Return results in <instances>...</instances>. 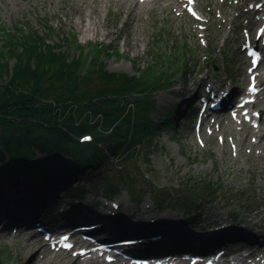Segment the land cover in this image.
<instances>
[{
    "label": "rangeland",
    "instance_id": "374dc122",
    "mask_svg": "<svg viewBox=\"0 0 264 264\" xmlns=\"http://www.w3.org/2000/svg\"><path fill=\"white\" fill-rule=\"evenodd\" d=\"M81 1L0 0V48L3 39L2 34L23 35L36 31L44 42L50 44V47L46 48L45 51L55 53V55L61 54V57L64 56L65 62L71 70L76 66L75 76L83 77L85 85L93 92L101 86L103 83L102 78L107 75L122 79L127 75L136 76L142 73L143 68L148 64L149 76L147 78L152 81L153 77L150 74L155 72V74H158L156 79L161 82L154 86L156 88L151 93L145 91L143 94L136 92L133 95L138 98L135 108H139L140 103L144 101H150L147 110H149V115L154 124L148 131H145V128L135 129V132L139 133L140 136H134V138L142 139L143 146H140L137 154L139 157L133 161V167L129 166L127 168L130 173L132 172L131 180L135 182V185H133L135 191H140L141 195L145 190L153 192L146 205L148 211L152 213L157 211L155 198L157 193L162 196L175 195L177 197L176 194H172V191L175 193L189 192L194 197L191 199L193 206L190 207H197V211L213 208L216 218L221 221L229 220V216L236 214L235 219L248 218L247 220L251 222L254 229H257L256 225L258 224L263 225L257 220L264 216V206H262L264 203V163H259L251 155L252 151L247 152L250 147L247 142L248 137L243 138L245 145L242 146L241 153L228 152L226 147H214L216 144L213 139L208 146L201 147L190 137L188 124L181 128L176 126L175 122L177 120L174 121L176 112L171 117H165L167 112L172 109V105L178 101L176 98L181 87L188 85V77L192 76L197 68L204 71L208 65L212 64L218 66L216 71L219 73H223V70L227 68L231 70L229 74L235 75L237 79L242 78L243 70L236 69L239 68L238 61H241V57L238 58L237 54H232L231 42L225 43V46L221 45L228 31L227 24L218 26V22H215L216 25H209L205 29V34L208 35L202 41L199 39L200 44L185 32L184 28L189 25V22L185 18L177 17L176 14L163 19L162 16L166 13V10L159 12L158 9L157 11L153 10V13L149 16L141 12L137 18L135 13L132 12L128 16L123 14L124 18L122 19L123 21L126 19L127 23L122 26V20H120L115 10L116 6L111 5L108 11L106 9L103 12L102 22L105 23V26L101 27V31L109 28L113 32L107 35L102 33L96 35L93 31H89L84 36L83 31L74 22L75 12H77V6ZM159 6L160 4L157 5V7ZM162 31H166L169 37L184 32L188 48L194 47V43L197 44L200 51L196 52L194 62L188 63L187 59L183 58L182 62L178 64L175 61L178 55H172V51L177 47L170 43L171 39L162 41L158 38L159 33ZM227 34L230 38L235 39L236 45L240 43L241 35L238 36V33H232V31ZM207 36L212 42L210 46L203 41H206ZM127 38L134 40V44L124 45L123 41ZM150 48L152 50L148 51ZM69 55L73 56L71 62L69 61L70 58H67ZM179 57L181 58V55ZM5 59L8 60L9 67H11L16 57L0 51V62ZM155 70H159V72ZM110 72L114 73L111 74ZM170 83L173 85L169 86ZM115 84H120V81H115ZM80 92H85V90L82 88ZM124 92L122 90L119 94L121 99L130 101L128 92ZM116 99L117 102H121L118 98ZM120 106L119 112L128 110V103L120 104ZM93 112L97 113L94 110ZM85 117L100 120L102 118V116L90 112L81 113V119ZM142 118H144V114L138 113L136 122H140ZM170 120L174 121V124ZM12 121L17 132L31 137L28 138L29 141L42 133L50 142L42 150L29 142L25 147L26 160L37 166L56 169L58 172L63 168L73 167L74 163L77 166V158L71 156L68 151V142H70L68 136L61 134V137L56 138L55 136L59 135L55 133L54 136L52 129L49 132H42L35 124L23 121L18 116L12 118ZM88 123L90 122L88 121ZM126 125L127 120L121 118L120 132L114 137L99 132L98 138L104 141L102 144H98L101 152L104 151V145L112 146L116 151L120 150L118 144L125 135ZM7 127H11V125H7ZM91 130L96 132L98 129ZM227 133L235 135L231 130ZM121 135H123L122 138ZM55 144L58 146L57 150ZM2 156L0 171L2 175H6L8 171L14 169L13 163L6 153ZM114 158H110L105 154L104 166L93 172V175L88 176V178L84 177L82 181L94 183L96 187L95 181L101 182L105 193H108L104 189L107 184L117 187V193L113 197H120L124 193L123 190L125 188L129 189V187L120 184V176L116 177V174H114L113 169L123 168L120 157L115 158L119 160L117 162ZM21 162L24 167L25 161L21 159ZM90 178L91 180H88ZM145 182L148 186L145 185ZM147 182H150L151 185ZM202 184H204L203 187H201ZM3 185H9L12 189L18 186L3 181L0 184V190H3ZM195 185L200 186L201 191L197 192L195 188L193 189ZM87 191H97L101 195L98 188ZM194 193L198 197L193 196ZM125 200H127V195ZM255 201H257L256 207L252 209ZM209 204L211 206L207 207ZM161 211L176 213V209L168 206L161 209ZM192 214L191 211L188 215L192 216ZM10 234L0 231V264H69L70 262L69 258L64 259L61 256L40 259L39 253H41V250L36 249L37 247L24 250L25 240L23 235ZM27 253L30 255L27 256ZM29 257L31 261L27 262Z\"/></svg>",
    "mask_w": 264,
    "mask_h": 264
},
{
    "label": "trees",
    "instance_id": "16d2710c",
    "mask_svg": "<svg viewBox=\"0 0 264 264\" xmlns=\"http://www.w3.org/2000/svg\"><path fill=\"white\" fill-rule=\"evenodd\" d=\"M1 37L3 39L0 51L16 57L11 67H9L6 59L0 62V124L2 125L12 124L11 119L14 116H20L23 121H26V117L30 116L50 121L53 119L50 116L51 108L47 103L42 102L48 99L57 102L68 99L85 100L84 103H80L81 107L92 108L95 111L102 112L107 118L114 116L113 118L116 119L121 116L122 112H119L121 106L116 98H110L109 95L112 97L120 96L119 94L124 90L132 97L133 93L153 90L154 85L159 82L154 76L155 72L150 74L153 77L152 81L147 78L149 76V65H147L139 77L127 75L122 79L107 75L102 78L103 83L96 89L97 93L95 95L89 94L90 96H87L83 94L79 96L80 80L79 77L75 76L77 67L74 66L71 70L66 64L64 56L61 57V54L55 55V53L46 52L45 50L50 47V44L44 42L36 31L23 35L2 34ZM117 80L120 81V84H115ZM121 100L119 99V101ZM142 107L140 110L144 112L147 103L144 102ZM129 118L128 120H130ZM142 123L144 126H149L150 121L146 117ZM66 124L72 127L70 118L66 119ZM36 125L40 124L36 123ZM86 126L88 125H78L76 128L78 130L79 127ZM54 131L61 136L60 128ZM0 138L9 139L12 142V147H9L5 142L2 146L13 157V163L15 164V169L13 172L8 173V178L16 180L20 172L26 179L29 175V180H27L31 184L38 176L49 174V171L44 167L36 168L28 162L24 170L21 171L17 164L18 157L25 158V155H27L23 144H29L30 142L44 148V143L49 144V142H46L47 140L32 138L27 142V137L11 131L1 132ZM1 154L0 150V156ZM94 160H97V158L94 157Z\"/></svg>",
    "mask_w": 264,
    "mask_h": 264
},
{
    "label": "bare ground",
    "instance_id": "6f19581e",
    "mask_svg": "<svg viewBox=\"0 0 264 264\" xmlns=\"http://www.w3.org/2000/svg\"><path fill=\"white\" fill-rule=\"evenodd\" d=\"M155 2V1H152ZM111 5L116 6L115 10L119 15L120 20H122L121 24L122 26H125V24L127 23V20L125 19V21H123L122 18H124L123 14H127L130 7L134 6V8H138V5L136 3V1L134 0H82L81 3H79V6H77V12H75V21L71 18L72 21L76 22L77 26L83 31L82 33H84L83 35L85 36L87 33H89V31H93L94 34L98 35L99 33H102L104 35L110 34L113 31L110 30L109 28H106L105 31H101V27L105 26V23L102 22V16H103V12L104 10L109 9V7ZM146 9H149V6L146 5ZM123 44L126 46H129L131 44H134V40H129L124 39ZM80 81L84 82V78L83 77H79L78 78ZM87 96H90L89 94H86ZM54 108H56V106H54ZM40 150L43 149V147H39ZM22 179L24 180V185L25 186H29V175H27V179L25 178V176L22 177ZM8 191V192H7ZM6 192L4 190H0V193H3L0 197V215H4V217H6V211L8 210L7 207L14 205L18 202H20V206L18 207L23 216L25 218H28L29 216V211H27L23 204L32 208L33 204L30 201V194L28 191H23L22 190H18L15 194L14 193H10L9 190H7ZM23 195L24 197V201H20V197ZM92 199L94 196H91ZM90 199V200H92ZM90 200H86V201H90ZM103 202V201H102ZM102 202L99 204L100 207H102ZM38 205H46V203L44 201H41V203H39ZM66 207H68V204H66ZM104 210H107L108 212L99 210V211H87L85 210L84 207H82L80 209V213L82 214H88L89 216L96 218V219H100L103 221H109L110 223H115L118 222L119 224L122 223H128L131 224L129 226H127L125 224V226L129 229L133 228L136 226L137 223H134L133 221H129L131 218L135 217L134 219L137 220L140 224V228L145 229L144 226V218H139L137 216H132L131 214V206L127 205L124 207V215L121 217H116V212L112 210V208L110 207H104ZM146 210H141L140 214L145 213ZM150 211L147 210L146 215L149 213ZM54 225L56 226V222L61 223V225H59V227H61L62 225H65L68 222L73 221L72 219H67L64 217H60V214L55 213L54 214ZM112 215H114V217L112 218ZM145 215V216H146ZM157 220H161L163 222H165V227L172 228L173 230L170 231V233H174L176 235V237L178 238H182L183 236H189L192 237L194 240L201 242L200 237L198 236L201 233H204L205 236H213L214 239L218 240L220 238V234H215L216 230H214L213 228V223L208 222V220L205 221H198L197 224H188L187 226H183L179 223V220L181 219V214L177 213L178 219L177 220H167L164 216H160V214H157ZM174 217H177L175 214H173ZM139 216V215H138ZM9 219L11 218L10 216ZM165 219V220H164ZM161 221H158L159 224L161 223ZM157 222V223H158ZM9 223L4 222V224ZM179 223V224H178ZM108 226H113L111 224H109ZM63 227V226H62ZM187 227H189L190 229L193 230H197V232L199 234L193 233L191 230H188ZM199 231H203V232H199ZM171 235V234H169ZM142 237V236H141ZM205 242V241H204ZM160 243H162V245H168L167 243H165L164 241H161ZM148 245L150 246L149 242ZM169 246V245H168ZM38 247L37 243H29L27 244V248L31 249V248H36ZM133 251H139V248H134ZM30 254L27 253V256H29ZM31 261L30 257L27 259V262ZM79 261L78 259H75L73 261L72 264H78ZM84 264H100L98 262H94V261H89L86 262ZM113 264V263H111ZM114 264H119V263H114Z\"/></svg>",
    "mask_w": 264,
    "mask_h": 264
}]
</instances>
